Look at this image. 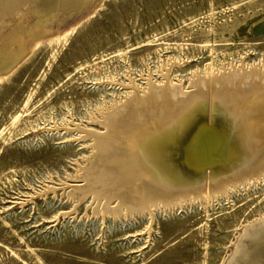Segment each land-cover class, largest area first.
<instances>
[{
    "label": "rangeland",
    "instance_id": "374dc122",
    "mask_svg": "<svg viewBox=\"0 0 264 264\" xmlns=\"http://www.w3.org/2000/svg\"><path fill=\"white\" fill-rule=\"evenodd\" d=\"M3 45L0 264H264V160L225 192L132 210L100 141L125 106L113 152L191 105H264V0H0Z\"/></svg>",
    "mask_w": 264,
    "mask_h": 264
},
{
    "label": "bare ground",
    "instance_id": "6f19581e",
    "mask_svg": "<svg viewBox=\"0 0 264 264\" xmlns=\"http://www.w3.org/2000/svg\"><path fill=\"white\" fill-rule=\"evenodd\" d=\"M2 47L4 45L0 49H4ZM3 52H0V65L3 55L8 54V50ZM255 77L258 75L241 74L237 80L246 85ZM261 77L264 78V74ZM234 80L236 78L230 76L224 82L231 83ZM156 95L162 98L180 97L179 91L170 86L163 88ZM200 101L203 103L202 100ZM218 101L216 109L220 108L222 114L214 113V116H209V112L211 114L213 111V105L206 103L210 111L204 106L194 112L193 108L196 106L191 105L188 110L164 122L158 123L157 120L156 124L154 121L153 124L151 121L150 125L148 121L149 125H145L147 123L145 120V126L141 121L136 126L132 124L130 132L123 133L127 134L125 138L123 137L125 139L123 144L118 145V150L124 152L123 154L118 153V150L113 152L117 145L116 142L113 143L112 137L116 127H124L121 120H116L126 106L108 116L106 123L108 132L100 141L106 140L105 143H109V146L113 144V149L109 153L111 154L109 166H103L105 170L104 168L102 170L107 173L108 170L113 169L111 177H114L111 180L113 179L114 182L116 178V183L121 180L124 186L129 185L127 186L129 191L137 193L136 202L127 205L129 209L144 210L160 202L167 205L180 197L188 196L187 193H176L187 189H195L193 194L197 196L204 195V192L206 195L225 192L227 186L238 182L234 177L239 170L264 160V116L261 115L264 105L251 101L241 103L232 99ZM235 111H246L251 117L245 118L246 122L241 125L242 122L239 123L242 119L241 115L240 118L235 117ZM199 116H204L203 121L193 127L189 122L193 118L195 122ZM239 125L242 126L240 132L237 131ZM232 161H237L238 167L232 164ZM110 166L112 169L109 168Z\"/></svg>",
    "mask_w": 264,
    "mask_h": 264
},
{
    "label": "water",
    "instance_id": "95a60500",
    "mask_svg": "<svg viewBox=\"0 0 264 264\" xmlns=\"http://www.w3.org/2000/svg\"><path fill=\"white\" fill-rule=\"evenodd\" d=\"M203 117L204 116H202V117H197V120L194 122V118L189 122L190 124H193V127L195 126V125H198L199 123H201L202 121H203ZM264 170V169H263ZM258 174H260V172H258Z\"/></svg>",
    "mask_w": 264,
    "mask_h": 264
}]
</instances>
